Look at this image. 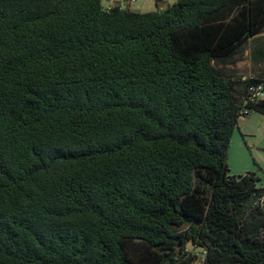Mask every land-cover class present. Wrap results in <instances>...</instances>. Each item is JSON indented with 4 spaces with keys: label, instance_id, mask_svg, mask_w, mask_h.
Returning <instances> with one entry per match:
<instances>
[{
    "label": "trees",
    "instance_id": "16d2710c",
    "mask_svg": "<svg viewBox=\"0 0 264 264\" xmlns=\"http://www.w3.org/2000/svg\"><path fill=\"white\" fill-rule=\"evenodd\" d=\"M0 0V264H264V187L228 174L264 77V0ZM257 86V87H256Z\"/></svg>",
    "mask_w": 264,
    "mask_h": 264
},
{
    "label": "crops",
    "instance_id": "0c3cea01",
    "mask_svg": "<svg viewBox=\"0 0 264 264\" xmlns=\"http://www.w3.org/2000/svg\"><path fill=\"white\" fill-rule=\"evenodd\" d=\"M246 51L245 48L242 55H248ZM232 143L235 145L233 162L230 163L229 158L227 161L230 174L254 173L260 179V187H264V117L250 114L240 119L233 132Z\"/></svg>",
    "mask_w": 264,
    "mask_h": 264
},
{
    "label": "rangeland",
    "instance_id": "374dc122",
    "mask_svg": "<svg viewBox=\"0 0 264 264\" xmlns=\"http://www.w3.org/2000/svg\"><path fill=\"white\" fill-rule=\"evenodd\" d=\"M132 1V2H131ZM174 0H164L159 7L161 9H165L166 7L170 6ZM103 7H111L115 5H122L124 8H129L134 12H148L156 9L154 0H103L102 1ZM261 44H264V32L261 33L259 36ZM256 48V44L249 42L246 49L249 52L248 55L245 56V53L239 57L233 64L228 65L225 67V71L232 74L236 78L241 79H249L257 76L264 77V60L254 62L250 57V51ZM246 51V52H247ZM235 145L230 142L229 145V153L227 156V161L229 158V162H233ZM228 174L232 176L228 169Z\"/></svg>",
    "mask_w": 264,
    "mask_h": 264
},
{
    "label": "built area",
    "instance_id": "2783aa9c",
    "mask_svg": "<svg viewBox=\"0 0 264 264\" xmlns=\"http://www.w3.org/2000/svg\"><path fill=\"white\" fill-rule=\"evenodd\" d=\"M252 93H253L252 94V97L253 98H255V97L256 98H262V97H264V94H262L260 92V90H254V89H252ZM242 118L243 117H241L240 119H242ZM186 254H187V256H190V257L193 258V261L191 262V264H204V262H205L206 253L202 249L187 248L186 249Z\"/></svg>",
    "mask_w": 264,
    "mask_h": 264
},
{
    "label": "bare ground",
    "instance_id": "6f19581e",
    "mask_svg": "<svg viewBox=\"0 0 264 264\" xmlns=\"http://www.w3.org/2000/svg\"><path fill=\"white\" fill-rule=\"evenodd\" d=\"M257 87V86H256ZM261 87V86H260ZM259 86L257 88H255L254 90H262Z\"/></svg>",
    "mask_w": 264,
    "mask_h": 264
}]
</instances>
